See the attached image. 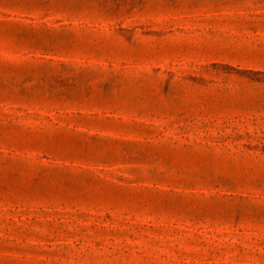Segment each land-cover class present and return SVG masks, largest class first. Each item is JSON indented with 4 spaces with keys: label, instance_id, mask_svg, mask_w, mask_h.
Wrapping results in <instances>:
<instances>
[{
    "label": "rangeland",
    "instance_id": "rangeland-1",
    "mask_svg": "<svg viewBox=\"0 0 264 264\" xmlns=\"http://www.w3.org/2000/svg\"><path fill=\"white\" fill-rule=\"evenodd\" d=\"M0 264H264V0H0Z\"/></svg>",
    "mask_w": 264,
    "mask_h": 264
}]
</instances>
